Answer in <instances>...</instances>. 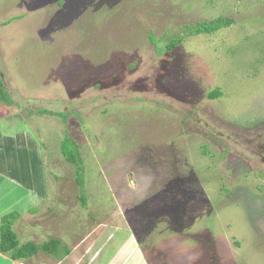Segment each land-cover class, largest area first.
<instances>
[{
	"label": "rangeland",
	"instance_id": "374dc122",
	"mask_svg": "<svg viewBox=\"0 0 264 264\" xmlns=\"http://www.w3.org/2000/svg\"><path fill=\"white\" fill-rule=\"evenodd\" d=\"M0 80L27 150L12 191L45 188L20 242L59 240L63 264L127 263L129 238L127 264H264V0H0Z\"/></svg>",
	"mask_w": 264,
	"mask_h": 264
},
{
	"label": "trees",
	"instance_id": "16d2710c",
	"mask_svg": "<svg viewBox=\"0 0 264 264\" xmlns=\"http://www.w3.org/2000/svg\"><path fill=\"white\" fill-rule=\"evenodd\" d=\"M232 23L231 19L224 18V17H217L212 20H201L197 21L193 24L186 25V34L188 36L196 35L200 33L210 34L217 30H219L222 27L229 26ZM148 38L155 43L157 39L154 38L151 33H149ZM182 37H171L165 44V48L167 51L172 50L174 47L179 45L182 42ZM1 80H0V102L11 105L14 103L13 99L11 98V95L9 92L5 90L3 85L1 86ZM221 95V91L219 89H214L208 93V96L211 98L219 97ZM43 112V111H40ZM61 113H57L59 115ZM64 153V152H63ZM65 155V158L69 162H75L76 164V172L77 177L76 181L77 183L82 187V184L84 182L83 175H82V163L81 158L79 156L77 147H76V154L75 157H73L71 154ZM80 191L82 189L80 188ZM81 202L82 205H85V196L83 192H81ZM34 211V210H30ZM19 218V214L16 211H11L8 213H5L0 217V253L10 257L13 260H19V259H25L30 258L33 255H35L38 252L47 253L50 256L56 257V258H63L64 256L68 255L70 250L66 246H60L61 243L57 239H49L47 241H43L41 243H35L33 241H25L21 242L18 239V235L13 229L14 222Z\"/></svg>",
	"mask_w": 264,
	"mask_h": 264
},
{
	"label": "crops",
	"instance_id": "0c3cea01",
	"mask_svg": "<svg viewBox=\"0 0 264 264\" xmlns=\"http://www.w3.org/2000/svg\"><path fill=\"white\" fill-rule=\"evenodd\" d=\"M25 147L26 146L23 143V138L21 136H13L10 133L2 132L0 130V176L4 177L5 181L9 182V183H7L8 187L6 188V190L7 189L8 190L0 192V217L2 215H4L5 213L13 211V210L9 209L10 205L13 202L17 203V204H21L23 206L22 209L14 210V211H16L19 215L20 214L24 215L25 211H27L28 209L30 211L32 209L31 207H32V205H34L33 203H35V202L37 203L39 200H41L39 195H38V192L40 191V194H43V190H45L44 181L42 182V179H40L39 182L40 183L42 182V184L35 185L34 186V189H35L34 191L32 189H27V188L17 189L16 193H14V191H12L11 186H12V184H14L15 181L10 177L11 175L9 173H11V171H9L6 174H5V171H6L7 168L9 169L8 165H11L13 163V159H14V161L16 163V166H17L15 171L18 170L19 166L17 165V163L21 160L22 149H24ZM31 149L34 150V148H31ZM25 151H27V150H25ZM16 152H17V154H15ZM13 155H15V157H13ZM12 165H11V167H12ZM41 170L42 169L40 168V171ZM25 178L26 177L21 178V180L23 181V180H25ZM26 180H27V178H26ZM0 182H1V179H0ZM19 182L18 183L15 182L18 185V187H20L22 185V183L20 184ZM27 186H29L28 182H27ZM29 193L32 196V201H35V202L27 200V199H29L28 198V194ZM46 193H47V190L44 192V194H46ZM30 205H31V207H29ZM129 239L127 241L121 242L123 246L129 247L128 249H126V252L128 251V253H126V255H125L127 263L130 261V259L134 256V253H135L134 249H133V247H134L133 245H135V244H134L133 241L131 243ZM69 250H70V248H69ZM115 255H117V253H115ZM73 256H74L73 255V251L71 249L68 255L64 256L63 259L60 258L62 260L60 262H56L54 264H63L64 263L63 260L65 258H68V257H69V259L67 261H71L73 263H76L75 261H73L74 259L70 260V257H73ZM50 257L56 258V257H53V256H50ZM31 258L32 257L25 258V259H19V260H13L10 257L0 253V264H24L25 262H27V260H29ZM57 259H59V258H57ZM76 260H78V259H76ZM87 262L92 264V261H86L84 264H89ZM118 263L119 264H127V263H124V260H123V263L118 262L117 260H115V257H113V259L110 262L106 263V264H118Z\"/></svg>",
	"mask_w": 264,
	"mask_h": 264
}]
</instances>
